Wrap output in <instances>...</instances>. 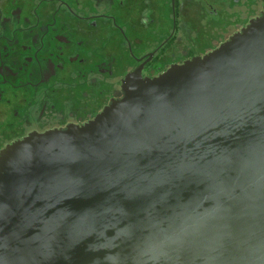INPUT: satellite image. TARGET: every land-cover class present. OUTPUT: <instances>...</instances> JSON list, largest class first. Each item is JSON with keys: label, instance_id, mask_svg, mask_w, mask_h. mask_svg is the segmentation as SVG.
Listing matches in <instances>:
<instances>
[{"label": "water", "instance_id": "1", "mask_svg": "<svg viewBox=\"0 0 264 264\" xmlns=\"http://www.w3.org/2000/svg\"><path fill=\"white\" fill-rule=\"evenodd\" d=\"M123 92L0 151V264H264V13Z\"/></svg>", "mask_w": 264, "mask_h": 264}, {"label": "flooded vegetation", "instance_id": "2", "mask_svg": "<svg viewBox=\"0 0 264 264\" xmlns=\"http://www.w3.org/2000/svg\"><path fill=\"white\" fill-rule=\"evenodd\" d=\"M264 0H0V151L83 126L262 16Z\"/></svg>", "mask_w": 264, "mask_h": 264}]
</instances>
